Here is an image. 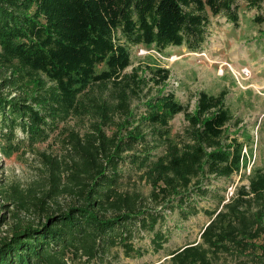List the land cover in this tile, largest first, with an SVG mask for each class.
Wrapping results in <instances>:
<instances>
[{"label":"trees","instance_id":"1","mask_svg":"<svg viewBox=\"0 0 264 264\" xmlns=\"http://www.w3.org/2000/svg\"><path fill=\"white\" fill-rule=\"evenodd\" d=\"M242 7L264 23V0H0V155L44 141L71 115L90 116L83 134L69 132L67 182L52 171L49 189L29 201L37 220H17L0 236V264H114L119 250L156 253L169 240L168 212L207 221L198 239L151 264H264V172L253 169L230 195L217 184L246 166L247 143L226 129L225 91H199L193 112L161 92L136 120L131 98L143 80L123 73L131 47L198 51L210 17L238 27ZM151 70L156 85L169 77ZM179 112L188 127L178 142L168 123ZM134 173L148 194L125 187ZM11 189L15 208L27 210ZM62 191L71 195L64 207L46 202ZM146 235L149 250L135 243Z\"/></svg>","mask_w":264,"mask_h":264},{"label":"rangeland","instance_id":"2","mask_svg":"<svg viewBox=\"0 0 264 264\" xmlns=\"http://www.w3.org/2000/svg\"><path fill=\"white\" fill-rule=\"evenodd\" d=\"M252 15L253 11L242 7L238 27L227 22L223 16H211L206 29V41L198 51H190L185 46H169L160 53L152 48L131 47V63L123 71L128 75L134 72L143 80L139 83V94L131 98L136 120L145 112L146 105L157 99L161 92H173L175 100L186 106L187 111L193 112L199 91L211 94L225 91L226 104L233 115L226 129L231 136L247 143L243 146L245 168L233 174L229 181L217 183L221 186L225 182L227 189H218L228 195L236 186H247V176L253 169L264 172V23H254ZM153 68L169 70L168 79L156 85L152 77ZM101 89L104 90V87ZM156 106L161 108L159 101H156ZM140 124L144 130H152V126ZM89 126V115H71L65 121H59L44 141L32 146L21 144L20 149L8 157L0 155V236L4 235L8 225L17 220H37L39 210L29 201L49 189L52 171L60 176V183L67 182L64 162L69 160L70 155L69 132L74 130L83 134ZM168 127L170 134L179 142L176 135L185 134L188 127L185 113L175 114L169 120ZM12 187L21 192L27 210L15 208ZM125 187L139 189L144 194H148L150 189L136 173L126 179ZM70 201L71 195L66 191L57 194L53 201L46 200L54 207H64ZM197 204L202 208L208 206L209 202L198 199ZM206 221L207 217L202 213L182 221L168 212L162 227L168 230L169 240L163 249L156 253L150 250L137 258L125 257L119 250L117 257L109 259L114 264L162 261L168 258L165 255L173 248L198 239ZM135 243L148 250L150 248L148 235Z\"/></svg>","mask_w":264,"mask_h":264}]
</instances>
